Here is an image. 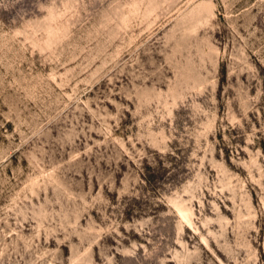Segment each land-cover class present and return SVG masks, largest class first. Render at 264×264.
<instances>
[{
    "label": "rangeland",
    "instance_id": "obj_1",
    "mask_svg": "<svg viewBox=\"0 0 264 264\" xmlns=\"http://www.w3.org/2000/svg\"><path fill=\"white\" fill-rule=\"evenodd\" d=\"M0 264H264V0H0Z\"/></svg>",
    "mask_w": 264,
    "mask_h": 264
}]
</instances>
